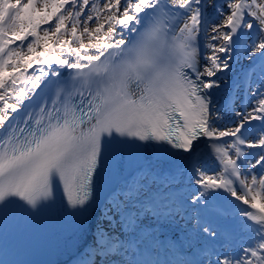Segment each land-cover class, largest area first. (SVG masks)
I'll list each match as a JSON object with an SVG mask.
<instances>
[{"label":"snow or ice","instance_id":"snow-or-ice-1","mask_svg":"<svg viewBox=\"0 0 264 264\" xmlns=\"http://www.w3.org/2000/svg\"><path fill=\"white\" fill-rule=\"evenodd\" d=\"M58 204L75 264H264V0H0V264Z\"/></svg>","mask_w":264,"mask_h":264},{"label":"bare ground","instance_id":"bare-ground-1","mask_svg":"<svg viewBox=\"0 0 264 264\" xmlns=\"http://www.w3.org/2000/svg\"><path fill=\"white\" fill-rule=\"evenodd\" d=\"M221 2H222V0H221ZM248 63L249 62L246 61V60L242 61L240 64H236L234 62L232 71L221 74L222 76L225 77V80L221 83L220 90H218V92L214 93V99H215V101L218 103V105L221 108H223V105H224L225 99L227 98V95L232 91L233 84H234L236 78L239 76L242 67H246L248 65ZM242 107H245V108L248 107L247 98H245L243 105L240 103V101L236 102V104H235V110L236 111L241 110ZM238 119H239L238 117H234L231 114L230 110H223L222 111V119L219 121V123H220L221 128L231 127L232 126V122L234 120H238ZM256 122L254 121V124ZM246 151H248V150L246 149ZM252 151H255V150H252ZM205 159L207 161V163L205 164L206 168H214V167H216V165H214L210 159H208L207 157ZM185 185H187V180L186 179H185ZM221 203H222V205H224L222 201H221ZM214 208H219L217 206V202H214ZM77 257H78V252L74 256H72L71 258H69L67 261H65L62 264H75V262L77 260Z\"/></svg>","mask_w":264,"mask_h":264},{"label":"rangeland","instance_id":"rangeland-1","mask_svg":"<svg viewBox=\"0 0 264 264\" xmlns=\"http://www.w3.org/2000/svg\"><path fill=\"white\" fill-rule=\"evenodd\" d=\"M231 114H232L234 117H236L233 111H231ZM255 122H256V121H255ZM253 124H254V122H253ZM256 124H257V125L259 124L258 121H257L254 125H256ZM217 206H218L219 208H221V207H226L225 205H222L221 201H220V202H217ZM228 211H229V213H230L232 210H231V209H228ZM228 218H229V217H225L224 219H228ZM246 239H247V237H246L243 233H241L239 230H236L235 233H234L233 245H234L235 247H238L240 244L244 243V242L246 241ZM226 247H227V246H226ZM217 248H219V244H217Z\"/></svg>","mask_w":264,"mask_h":264}]
</instances>
